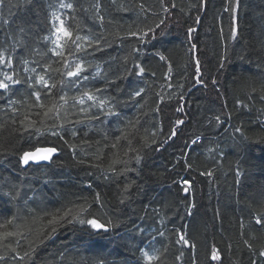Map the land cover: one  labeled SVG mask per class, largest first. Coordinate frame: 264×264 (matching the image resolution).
<instances>
[{
  "label": "trees",
  "instance_id": "16d2710c",
  "mask_svg": "<svg viewBox=\"0 0 264 264\" xmlns=\"http://www.w3.org/2000/svg\"><path fill=\"white\" fill-rule=\"evenodd\" d=\"M11 2L14 4L16 0ZM75 2V13L64 10L66 19L76 17L67 19V23L73 29L79 23L85 29L83 34L91 30L107 38L110 46L86 59L93 65L100 63L103 71L110 74L109 79L123 72L121 58L137 43L135 39L119 37L129 30L154 27L161 20L167 25V35L162 42L150 41L154 46L143 49L145 55L139 57L148 72L144 81L150 87L142 81L129 83L126 89L146 87L138 104L122 105L120 120L110 118L111 122L76 125L77 138L71 135L74 129L68 127L65 139L77 145L75 152L56 138H49L62 148L53 161L38 166L20 165L19 152L28 145L24 143L27 137H22L19 131V121L24 118L29 104L18 106L15 125L10 110L7 114L0 111V124L4 125L0 128V184L7 181L9 186L15 184L21 191L18 200L0 197V223L16 215L20 218L17 223L25 225L24 231L30 232L26 238L12 237L0 242V255L6 257L0 264H98L101 260L104 264H144L139 249L149 243L161 252L167 247L161 264H252L258 251L264 248V227L256 225L254 219L256 215H264V124L261 123L264 121V0H241L236 38L231 35V13L224 11L228 0H207L206 10L200 0H165L169 13L162 11L161 0H116L115 4L113 0H100L105 17L103 27L93 19L92 11L87 14L80 11L82 7L93 5L95 0ZM57 3L58 0H34L26 18L31 20L35 34L26 41L27 47L17 50V63L29 56L32 48L39 46L47 51L45 42L37 45L35 41L52 28L49 4ZM173 3L175 9H171ZM11 12L16 15V8H11ZM8 14L7 5L0 7V15L6 18ZM197 16L201 17L199 24L195 22ZM190 27L196 28L191 40L188 38ZM6 31L0 29V42ZM192 44L196 45L194 51ZM156 52L166 60L161 61ZM222 58L226 66L221 70ZM197 60L203 80L200 85L196 84ZM169 64L172 67L170 81L165 78ZM59 66L58 63L53 65L54 68ZM88 74L91 76V71ZM213 80L217 83L213 84ZM168 83L172 88L167 87ZM157 93L165 97L159 112L155 111ZM27 95L26 87L21 88L16 98ZM181 95L185 100L179 99ZM238 101L247 107L240 106ZM50 102L45 99L46 104ZM182 105L183 111L178 112ZM217 115L222 118V126L216 125L214 117ZM32 118L37 119L35 115ZM137 119L140 122L135 128L126 127L129 120L135 123ZM177 120L184 123L177 127L176 137L159 152L154 148L145 149L142 164L129 165L136 171L105 180L97 168L89 166L98 164L103 169L108 168L117 155V149H112L111 144L122 132H127L134 148L141 146L146 135L156 139L158 143L154 147H159L171 135ZM237 127L242 128V134L235 132ZM198 136L201 139L193 144ZM118 148L122 154L128 145L122 141ZM209 148L214 151L210 153ZM97 156L101 159H95ZM82 160L84 163H80ZM186 165L191 166L190 170ZM238 168L241 171L239 183ZM209 170L212 176L201 175ZM181 178L194 181L188 193L182 190ZM133 181L129 198L121 203L118 188ZM0 191L7 192L8 187ZM96 193H100L102 206L94 201ZM85 199L92 205L90 215L101 218L102 222L111 219L116 226L107 233L90 236L93 230L87 226L66 225L53 239L39 246L30 259L23 262L14 259L15 254L7 244L17 247L23 255L47 224V219L42 218L45 213L54 214L57 209L83 203ZM193 202L196 207L188 215L186 205ZM134 225L145 229L144 234H138V229L134 231ZM4 230L14 229L9 225ZM177 230L184 232L195 247L177 245ZM157 231L165 235L158 236ZM245 240L253 245L255 253L244 245ZM214 247L221 257L219 261L211 258ZM181 252L183 256L177 260Z\"/></svg>",
  "mask_w": 264,
  "mask_h": 264
},
{
  "label": "snow or ice",
  "instance_id": "6c2138e0",
  "mask_svg": "<svg viewBox=\"0 0 264 264\" xmlns=\"http://www.w3.org/2000/svg\"><path fill=\"white\" fill-rule=\"evenodd\" d=\"M34 0H16L13 4L11 0H0V7L5 5L9 8V14L5 18L0 15V29H7L4 34L3 42H0V111L7 114L8 110L13 114L12 124H16V116L19 115V107L23 104H29L28 111L25 113L24 118L19 121V131L21 136H26L24 141L28 147L19 152V163L22 166H29L36 164L37 166L41 162H51L54 159L55 154L62 150L61 146L52 142L49 138H56L61 141L64 146L72 149L75 152L77 145L69 144L65 139L67 135V129L71 126L74 130L71 132L73 138H77L76 125L103 123L105 120L111 122V119L120 120L122 118V105L129 103L138 104V98H143L146 93V87H133L131 90L126 91L129 83L144 82L147 87V81H144V77L148 75V72L143 64V60L139 59L145 55L143 49L154 46L151 42H162L167 35V25L165 21L161 20L155 26H147L146 28H137L135 31L129 30L125 36L119 37V39H135L136 45L133 46L130 52L123 56V72L119 75H112L109 79V73H105L100 63L93 65L86 58L95 52H103L106 47L110 46L109 41L103 34L93 33L91 30H87V34H83L85 29L77 23L73 29L71 24L67 23V19L75 20V16L65 17V11L69 10L72 13L76 12L75 0H58L56 5L49 4V17L52 28L47 35L39 37L35 43L40 44L41 41L45 42L47 51H42L39 46L32 48L30 55L23 59H19L16 56L17 50H23L27 47L26 41L31 39L35 34V29L31 26L32 22L26 18L27 13L31 11ZM116 3V0H113ZM200 4L206 10L207 0H200ZM241 4V0H228L224 11L230 12L232 17L231 35L232 38H236L238 35V11ZM162 11L169 13L170 8L165 6V0H161ZM15 7L17 14L13 15L11 8ZM124 11H127L123 5L120 6ZM176 5L173 3L171 9H175ZM140 8L143 9L144 5L141 4ZM102 5L100 0H95L93 5L89 7H82L81 12L87 14L93 12V19L98 20L101 27H103L105 17L102 14ZM201 20L200 16L196 17V24H199ZM58 22V26H57ZM196 31V28L190 27L188 29V38L192 39V33ZM10 42V43H9ZM51 45L48 47V45ZM191 49L196 50V45L192 44ZM161 61H165L166 57L160 52L155 53ZM57 59H50L49 57ZM39 57V58H37ZM113 60L116 58L113 57ZM48 61L44 63V61ZM59 64V67H53L54 64ZM226 66L225 59L222 58L220 63V69H224ZM169 70L165 73V78L171 80L172 67L168 66ZM94 69V70H93ZM91 71V76L88 74ZM55 73V76L52 75ZM154 77L155 73H151ZM59 77L58 79L56 77ZM135 77V81H133ZM97 83H102V87H96ZM123 83V86H121ZM217 82L213 80V84ZM196 84H203L202 73L200 71V62L196 61ZM91 85V86H89ZM28 95L16 98L17 92L21 88H25ZM164 85H161L163 88ZM167 87L172 88V84L168 83ZM183 87V86H181ZM70 92L74 94H69ZM126 96V99H120V97ZM159 100L157 103L156 112H159V105L163 103L165 97L160 93H157ZM45 99L51 102L46 104ZM171 99V97H169ZM180 100H185V97L181 95ZM264 99V97H262ZM31 101V102H30ZM30 102V103H29ZM242 107H247L242 102H237ZM142 107V105H141ZM39 109L40 111H33ZM74 110V111H73ZM178 112L183 111V105L177 109ZM35 115L37 119H33ZM73 117H79L73 119ZM111 118V119H110ZM217 126L221 125V116L214 117ZM139 119L133 123L129 120L126 127H136L139 124ZM184 123L183 120L175 121L171 135L167 137L165 141L157 145L158 141L152 139L147 135L143 138V142L139 148L132 147L133 140L128 138L127 132H122V135L117 136L115 142L111 144L112 149H117L116 158L111 161L107 169L101 168L98 164L89 165L90 167L97 168L105 180H111L113 178L126 175L130 171H136V169L130 168L129 165L135 163L140 166L145 160V149L154 148V151L159 152L165 144L177 135V127ZM212 121H209L211 126ZM264 124V121H261ZM4 125L0 124V128ZM235 132L242 134V128L237 127ZM87 135V134H86ZM156 135L155 132L151 134L152 137ZM107 139V136H105ZM201 137H196L192 142L196 144ZM245 139H247L245 137ZM127 143V151L122 154L119 152L118 146L121 142ZM86 143V142H82ZM99 143V142H97ZM108 145H105L107 148ZM211 153L214 149L209 148ZM87 155V154H86ZM95 159H101V156L95 157ZM84 163V161H80ZM190 170L191 166L186 165ZM139 175V172H137ZM212 171L209 170L201 175L212 176ZM91 176L92 173H89ZM237 183L240 182L241 171L238 168L236 172ZM176 183V182H173ZM184 193H188L194 181H190L187 178H181L179 181ZM135 181L127 183L121 192V203H124L128 198L130 189L134 186ZM91 183L88 187H91ZM8 187L7 192L0 191V197H8L10 200H18L21 195L20 188L13 184L8 185L5 181L0 184V190ZM264 195V193H262ZM96 203H101L100 193H96L94 198ZM91 203L85 199L83 203L72 204L69 207L57 209L54 214L45 213L42 217L47 219V224L39 230L36 236L35 242L29 243V251H25L23 255H20L18 248L13 247L12 244H7V248L11 253H14V259L21 262L28 260L34 255L39 246L45 244L48 240L55 237L60 228L67 226H74L79 224L81 226H87L92 229L91 235H99L101 232L107 233L110 229L116 225L113 224L111 219L107 221L101 220V218L90 215ZM196 207L195 203L186 205V212L188 215L192 214V209ZM158 211V210H157ZM50 216V218H48ZM20 218L16 215L0 223V242L6 241L8 238L21 237L26 238L30 232H25V225L17 223ZM143 219V218H142ZM255 224L264 227V215H256L254 217ZM163 223V219H161ZM12 225L14 230H4L7 226ZM241 227H244L243 221ZM138 229V234L143 235L145 229L139 228L138 225H134L133 230ZM157 235L163 237L165 235L162 231H157ZM155 240V236L152 237ZM177 245L181 247H192L187 238V235L180 230H177V238L175 240ZM244 245L253 253L256 250L248 240L244 241ZM140 257L144 261V264H161L162 258L167 254V247L161 252L160 249L151 246V243L147 244L144 248H140ZM64 253H61L63 256ZM183 256L181 252L180 256L176 259L180 260ZM6 257L0 255V260H4ZM212 260L219 261L221 257L218 254V250L214 247L212 250ZM264 261V248L258 251L256 259L252 260V264H260ZM98 264H104L101 260ZM195 264V262H194Z\"/></svg>",
  "mask_w": 264,
  "mask_h": 264
},
{
  "label": "water",
  "instance_id": "95a60500",
  "mask_svg": "<svg viewBox=\"0 0 264 264\" xmlns=\"http://www.w3.org/2000/svg\"><path fill=\"white\" fill-rule=\"evenodd\" d=\"M41 163H48V162H41Z\"/></svg>",
  "mask_w": 264,
  "mask_h": 264
}]
</instances>
